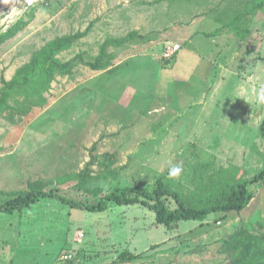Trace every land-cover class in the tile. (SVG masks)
Returning <instances> with one entry per match:
<instances>
[{
	"label": "rangeland",
	"instance_id": "1",
	"mask_svg": "<svg viewBox=\"0 0 264 264\" xmlns=\"http://www.w3.org/2000/svg\"><path fill=\"white\" fill-rule=\"evenodd\" d=\"M10 29L0 203L55 190L84 207L160 183L203 207L264 169V0H0V37ZM251 192L243 212L167 226L141 205L90 213L42 199L0 213V264H61L69 252L75 264H264V183Z\"/></svg>",
	"mask_w": 264,
	"mask_h": 264
},
{
	"label": "trees",
	"instance_id": "2",
	"mask_svg": "<svg viewBox=\"0 0 264 264\" xmlns=\"http://www.w3.org/2000/svg\"><path fill=\"white\" fill-rule=\"evenodd\" d=\"M230 24H222V27L212 33L203 32L206 37L213 38L222 35L225 29L230 28ZM13 29L7 31L4 36L0 37V41L11 36ZM200 34V33H197ZM196 34V35H197ZM121 42H119L120 44ZM48 58H39L34 63V67L47 63ZM91 67L95 70H103L106 65L98 61L97 63H91ZM31 66H25L20 70L19 75H22L26 69ZM45 67V66H44ZM54 68V72H60L61 75L70 74L73 70L72 64L68 63L65 66H61L58 63H53L51 69ZM16 80L10 83H6L2 90V95H5L12 86L15 85ZM4 98L0 100V111L5 107ZM261 134L264 137V121L261 125ZM264 183V169L258 172L253 178L247 180H240L231 187L228 193L222 195L214 204L206 205L203 207L190 206L180 194L170 189L164 188L160 183L153 191L140 189L138 187L131 188H117L111 194L103 197L96 204H89L81 206L75 201L65 198L59 195L55 190L46 192L44 190H34L26 195H17L13 199L0 203V213L14 214L17 211H22L26 208H31L33 205L40 202L42 199L50 198L61 201L63 204L69 205L73 209L85 210L90 213H103L106 212L111 205L117 206H136L141 205L148 208L156 215V221L159 225H171L177 222L184 221H198L204 222L210 215L223 213L229 214L233 212H243L250 206L255 198V195L251 192V188L255 185ZM172 199L177 207L170 209L166 201ZM75 264V263H67Z\"/></svg>",
	"mask_w": 264,
	"mask_h": 264
},
{
	"label": "clouds",
	"instance_id": "3",
	"mask_svg": "<svg viewBox=\"0 0 264 264\" xmlns=\"http://www.w3.org/2000/svg\"><path fill=\"white\" fill-rule=\"evenodd\" d=\"M256 101L258 104H264V87L260 88L257 92ZM183 171L182 166H171L168 170V178L176 179L179 178Z\"/></svg>",
	"mask_w": 264,
	"mask_h": 264
},
{
	"label": "crops",
	"instance_id": "4",
	"mask_svg": "<svg viewBox=\"0 0 264 264\" xmlns=\"http://www.w3.org/2000/svg\"><path fill=\"white\" fill-rule=\"evenodd\" d=\"M192 41L193 40H190L188 42V44L190 42H192ZM189 53H184V57H182L181 54H180V60H179V63H178V67H179L180 70H182V72L188 70L189 67L192 65L193 58H192V56Z\"/></svg>",
	"mask_w": 264,
	"mask_h": 264
},
{
	"label": "built area",
	"instance_id": "5",
	"mask_svg": "<svg viewBox=\"0 0 264 264\" xmlns=\"http://www.w3.org/2000/svg\"><path fill=\"white\" fill-rule=\"evenodd\" d=\"M175 51L172 54L166 55L168 57V59L172 58V56L174 55ZM61 264H67V263H75L76 259L74 257V255L72 253H67L65 254L62 259H61Z\"/></svg>",
	"mask_w": 264,
	"mask_h": 264
}]
</instances>
